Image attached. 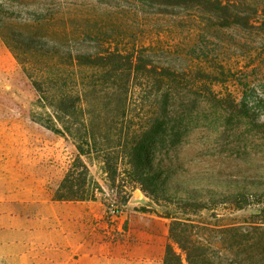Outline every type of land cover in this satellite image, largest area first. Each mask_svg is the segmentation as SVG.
Masks as SVG:
<instances>
[{
  "label": "trees",
  "instance_id": "1",
  "mask_svg": "<svg viewBox=\"0 0 264 264\" xmlns=\"http://www.w3.org/2000/svg\"><path fill=\"white\" fill-rule=\"evenodd\" d=\"M132 1L143 14L168 17L173 27L198 30L200 36L254 29L264 16L261 0ZM4 2L0 0V36L37 92L41 110L34 120L71 140L77 150L57 184L55 200H97L96 192L104 193V187L91 170L94 165L122 206L136 189L156 203L166 199L172 188L164 177L194 179L187 166L178 164V153L198 126L200 101L214 114V126L223 118L238 121L217 131L232 137L239 153H256L251 146L256 140L264 148V124L256 120L248 84H242V98L228 89L218 91L216 86L233 79V68L204 53L200 42L188 49L156 42L121 46L124 40L109 37L102 23L98 33L103 39L88 36L87 29L73 37L67 22L53 23L44 16L23 28L8 21ZM86 23L91 27L90 20ZM89 38L97 45H87ZM250 178L261 190L197 193L196 202L181 200L179 209L196 214L217 213L221 204L232 210L254 208L256 220L194 224L169 210L164 217L174 220L163 264H264V175Z\"/></svg>",
  "mask_w": 264,
  "mask_h": 264
},
{
  "label": "rangeland",
  "instance_id": "2",
  "mask_svg": "<svg viewBox=\"0 0 264 264\" xmlns=\"http://www.w3.org/2000/svg\"><path fill=\"white\" fill-rule=\"evenodd\" d=\"M2 1H5L2 10L8 21L23 28L36 24L37 19L44 16L53 19V23L67 22L73 37L87 29L88 36L95 34L98 40L103 39L105 37L98 33L102 23L104 32L109 37L124 40L121 46L156 42L162 45L179 44L188 49L200 42V49L204 53L219 56L228 68H233V79L227 85L215 88L223 94L228 89L242 98V84H248L247 93L256 120L264 124V16L259 18L260 26L254 29H226L220 34L214 32L213 35L205 33V36H200L198 30L192 32L188 27H173L168 17L143 14L139 11L142 6L138 7L132 0ZM261 1L264 3V0ZM86 20L91 21L92 28ZM192 36L196 38L195 41H192ZM119 42L121 41H117ZM87 45L96 46L97 42L89 38ZM37 99V92L22 64L0 36V193L7 187L17 191L22 185H26L40 188L43 197L54 198L57 184L65 176L77 151L71 140L35 122L34 116L41 110L37 106ZM200 102L197 110L202 113L198 118V126L189 133L178 153V164L187 166L194 179L185 181L181 176L178 179L164 177L163 180L172 188L166 193V199L156 203L141 189H136L134 193L142 192L148 199H136L133 194L130 207L122 206L115 201L119 195L109 189L100 167H91L96 180L104 187V193H96L97 200L105 206L108 223L119 222L126 211H137L140 216L154 218L157 232L162 230L159 221L165 222L166 234L161 243L163 258L167 245L171 242L169 226L174 220L164 217L169 210L173 209L178 217L187 221L190 219L194 224H241L257 219L254 208L232 210L223 204L216 207L217 213L207 210L196 214L183 213L179 209L183 206L180 205L181 200L196 202L197 196L194 195L197 193L261 190L253 186L254 183L249 179L250 175H264V148L261 141L256 140V144L251 145L257 149L251 156L246 157L241 150L239 153L240 148L234 139L217 131L226 126L234 127L238 121H226L223 118L214 126V114H209V109ZM251 146L248 148L253 150ZM237 173L241 175H235ZM201 176L210 177L204 179ZM116 210L121 213L114 214ZM159 235L162 236V233Z\"/></svg>",
  "mask_w": 264,
  "mask_h": 264
},
{
  "label": "crops",
  "instance_id": "3",
  "mask_svg": "<svg viewBox=\"0 0 264 264\" xmlns=\"http://www.w3.org/2000/svg\"><path fill=\"white\" fill-rule=\"evenodd\" d=\"M134 212L110 224L100 200L58 201L38 187H7L0 193V264H161L165 222L157 232L154 218Z\"/></svg>",
  "mask_w": 264,
  "mask_h": 264
},
{
  "label": "built area",
  "instance_id": "4",
  "mask_svg": "<svg viewBox=\"0 0 264 264\" xmlns=\"http://www.w3.org/2000/svg\"><path fill=\"white\" fill-rule=\"evenodd\" d=\"M121 213V211L120 210H116V211H114V214H120Z\"/></svg>",
  "mask_w": 264,
  "mask_h": 264
}]
</instances>
